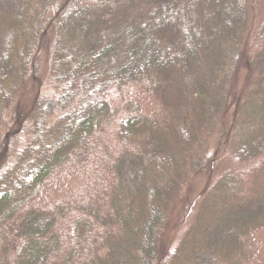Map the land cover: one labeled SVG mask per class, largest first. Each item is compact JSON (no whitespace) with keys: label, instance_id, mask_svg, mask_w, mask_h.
Returning <instances> with one entry per match:
<instances>
[{"label":"rangeland","instance_id":"rangeland-1","mask_svg":"<svg viewBox=\"0 0 264 264\" xmlns=\"http://www.w3.org/2000/svg\"><path fill=\"white\" fill-rule=\"evenodd\" d=\"M26 1L0 0V48L11 38L10 22L22 13ZM153 1L49 0L46 7L39 8L38 18L52 21L36 60L40 98L58 99L64 93L65 86L54 80L53 70L59 53L70 47L75 29L84 28L89 42L105 31L119 35L122 24L152 10ZM175 5L178 12L183 5L191 10L192 24L204 41L184 44L183 37L190 31H185L183 23L170 20L163 31L171 43H180L182 67L110 89L106 95L108 120L86 144L69 151L65 164L43 180L34 195L20 205L19 214L31 210L56 213L62 248L78 242L75 223L87 219L82 242L98 245L104 252L107 240L125 238L123 227L111 219L115 207L121 210L125 204L115 191L122 171L127 174L131 166L146 164L158 144L175 157L176 167L158 174L167 218L159 236L162 257L155 264H264V145L249 159L236 154L239 144L249 137L246 128L236 122L238 102L264 70V0H238L239 20L232 28L212 13L217 9L224 15L227 0H176ZM79 8L83 11L77 12ZM231 39L232 45L222 49ZM29 100L21 92L5 109L0 136L16 129L14 114L24 104L28 106ZM190 106L198 130L195 139L185 137L181 123ZM61 114L55 113L51 121ZM132 115L147 118L149 134L126 146L117 131L121 121ZM28 125L25 122L11 145L18 152L29 143ZM259 137L264 138V130L253 139L258 142ZM124 151L142 158L128 160L126 156L122 162ZM148 191L149 181L143 184V195L135 198L144 202L146 214ZM95 212L104 223L94 217ZM191 236L194 254L176 260L180 245ZM19 247V240L0 236V260L3 254L12 260Z\"/></svg>","mask_w":264,"mask_h":264},{"label":"trees","instance_id":"trees-1","mask_svg":"<svg viewBox=\"0 0 264 264\" xmlns=\"http://www.w3.org/2000/svg\"><path fill=\"white\" fill-rule=\"evenodd\" d=\"M227 1L229 7L224 15L217 9L212 13L225 20V27L232 28L239 20L238 0ZM48 3L49 0H27L22 13L10 22L11 38L0 48V130L3 112L17 100L20 93L24 92L30 99L28 106L24 104L14 114L16 129L0 136V236L20 241L15 257L11 260L10 256L3 254L0 262L158 263L162 257L159 236L167 218L161 201L163 184L158 174L168 173L176 167L175 157L158 144L150 151L146 164L131 166L127 174L122 171L120 184L115 191L125 204L121 210L115 207L111 219L123 227L125 238L113 239L109 243L107 240L104 252L100 251L98 245L82 242L85 236L81 233L88 225L87 219L75 223V230L80 234L77 236L78 242L70 248H62L57 214L49 210H31L21 216L20 205L34 195L43 180L65 164L70 150L86 144L96 128L108 120L110 105L106 95L110 89H120L123 84L141 78L153 79L158 73L182 67L180 43H171L163 31L170 20L183 23L185 31H190L189 35L183 37L186 39L184 44L188 46H193V41L201 44L204 36L197 35L189 12L191 10L183 5L179 6L180 13L177 11L176 0H154L150 3L152 10L143 11L144 14L138 16L137 20L124 22L119 35L105 31L89 42L85 29L77 28L70 38V47L66 52L59 53L54 66L56 69L53 70L54 80L65 86L64 93L58 99H41L36 60L52 21L40 20L37 10ZM78 11L83 10L79 8ZM184 17L187 22L182 21ZM232 42L231 39L221 45L222 49L225 50ZM76 97L80 99L75 101ZM263 99L264 70L256 84L249 87L240 97L241 102H238L240 108L236 122H240L238 125L245 127L249 133L245 142L236 149V154L242 159L257 156L264 145V138L259 137L258 142L253 139L264 130ZM188 109L181 123L185 137L195 139L198 130L192 120L191 106ZM58 111L62 114L52 122L50 117ZM25 122H29L30 139L18 152L11 145L20 135ZM117 134L126 146L140 142L149 134L148 120L142 115L129 116L121 121ZM123 155L122 162L126 156L128 160L142 158L132 151H124ZM148 181L149 202L146 207L149 211L146 214L144 202L135 201V198L143 195V184ZM97 215L95 212L94 217L101 220ZM101 221L104 223V220ZM193 242L192 236L182 242L176 252V260L189 255V252L194 254L190 248Z\"/></svg>","mask_w":264,"mask_h":264}]
</instances>
